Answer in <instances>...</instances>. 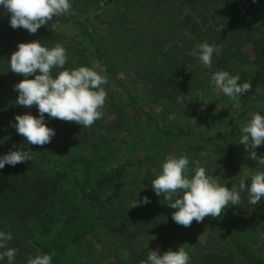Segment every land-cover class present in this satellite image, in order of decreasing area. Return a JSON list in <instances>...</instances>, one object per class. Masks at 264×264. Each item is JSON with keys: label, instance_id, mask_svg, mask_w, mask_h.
Returning a JSON list of instances; mask_svg holds the SVG:
<instances>
[{"label": "trees", "instance_id": "trees-1", "mask_svg": "<svg viewBox=\"0 0 264 264\" xmlns=\"http://www.w3.org/2000/svg\"><path fill=\"white\" fill-rule=\"evenodd\" d=\"M9 18L0 7V155L14 145L32 151L31 160L0 170V230L13 235L9 247L18 250L15 264H28L46 253L53 254L52 264H59L64 252L92 229L93 220L120 199L127 182L134 180L130 175L137 185L151 183L153 171L171 153L169 139L199 138L178 150V155L187 157L216 142L239 140V119L226 121L229 127L215 129L213 135L190 132L191 127L186 134L183 129L173 134L161 128L146 104H184L185 88L211 82L214 72L224 70L252 84L249 92L234 100L239 113L264 114V0H72V14L54 17L35 34L11 28ZM33 40L49 48L63 46L66 69L87 66L107 79L102 118L82 128L45 114L56 134L42 147L28 145L9 123L16 115L38 114L36 106L16 105L18 93L13 86L23 77L10 71L8 62L19 43ZM205 41L217 49L208 70L190 55ZM193 66L198 69L194 74L206 71V75L195 77L190 72ZM61 70L55 69L53 75ZM130 80L144 84L151 101H146L148 94L139 95ZM129 118L154 139L153 156L159 163L148 156L133 164L134 173H130L131 165L117 159L116 165L103 169V161L114 153L110 141L102 139L95 150L90 149L102 135L97 125L107 124L108 119L114 125L107 127L109 131ZM93 166L101 171L92 173ZM86 207L95 217L77 232ZM255 207L253 214L246 212L249 216L242 219L209 216L187 228L171 219L159 247L161 254L178 235L182 236L179 241L185 235L189 237L186 247L192 249L190 264H264V218L254 216L264 206ZM202 224L206 230L201 231ZM147 254L141 250L133 258L145 261ZM0 264H7L6 258Z\"/></svg>", "mask_w": 264, "mask_h": 264}, {"label": "clouds", "instance_id": "clouds-1", "mask_svg": "<svg viewBox=\"0 0 264 264\" xmlns=\"http://www.w3.org/2000/svg\"><path fill=\"white\" fill-rule=\"evenodd\" d=\"M255 3L256 0H253ZM7 14L9 25L13 29L23 28L29 34L37 33L42 26L49 24L54 17L60 18L72 14V0H0ZM217 49L208 42L199 43L190 55L199 60L206 68L213 63ZM10 71L21 75L23 79L13 88L18 93L16 105L31 109L37 108V115L30 112L16 115L10 125L21 135L28 145L44 146L51 142L56 132L48 126L47 118L75 122L82 128L91 127L103 116L107 92L105 76L94 68L80 66L66 69L67 53L60 44L54 47L44 46L41 41L21 42L8 59ZM55 69H62L53 75ZM33 77V78H29ZM211 84L226 97L236 100L252 88L250 81L241 82L239 76L220 70L211 75ZM239 145H243L248 157L257 161L264 169V155H257L256 149L264 145V114H250L239 128ZM31 150L13 146L6 154L0 155V170L5 165L15 167L32 159ZM151 187L158 197L163 196L165 203L175 209L172 221L185 228L193 221L203 222L205 217L219 218L230 208L241 209L242 193L247 194V203L255 207L264 197V170L247 171L238 184L226 187L208 170L195 162L190 168L186 155L169 153L153 171ZM151 203L148 196L137 200L131 206ZM130 208V209H131ZM11 232L0 230V262L15 264L17 249L9 247ZM189 252L182 246L175 251L169 249L161 254L159 248L148 250L147 258L141 264H190ZM53 254H40L28 264H52Z\"/></svg>", "mask_w": 264, "mask_h": 264}, {"label": "rangeland", "instance_id": "rangeland-1", "mask_svg": "<svg viewBox=\"0 0 264 264\" xmlns=\"http://www.w3.org/2000/svg\"><path fill=\"white\" fill-rule=\"evenodd\" d=\"M197 70L196 66H193L190 72L194 74ZM205 70H208V68H205ZM201 74L206 75V71L194 74V76L196 77ZM130 84L136 86L135 89L139 95L145 94V97L148 94L146 93L147 87L139 81L134 82L130 80ZM147 96L146 101H151L149 94ZM183 97L184 104L181 102L180 105L166 101L146 104L155 120L165 132L176 134L183 129L186 134L189 132L187 128L191 127L190 132L201 133L200 131H202L204 134L210 133L209 135H213L215 129L229 127L225 124L226 121L230 122V120H233L232 122H235L239 119L237 122L241 126L250 116L249 112L245 114L239 113L238 104L215 89L211 82H205L199 86L197 84L188 90L185 88ZM116 111L124 114L126 118L123 109ZM197 112L201 113L200 116L199 114L196 115ZM198 116L202 123V130L199 127ZM113 118L108 119L111 121ZM108 119V125L106 122L97 125L101 128V131H99L102 135L100 138L95 137L96 140H93V146L90 148L95 150L100 145L101 140L99 139L110 141V144L113 146L114 156L103 161V169L108 170L110 167H113L117 164L116 160L118 159L131 165L129 167V170L131 169L130 173H134V166L132 165L136 164L139 160H144L148 156H152L154 161L157 160L155 154L153 156V153H155L153 148L156 142L154 143V139L146 135L143 129H139L134 119L121 120L119 127H114L107 131V127L114 126ZM140 128H143L142 125H140ZM198 140L199 138L197 137L189 138V140L188 137H183L182 139L174 137V139H169L168 141L170 142L169 149L171 153L178 155V150L182 149V144L188 142L194 144ZM237 143V140L228 143L216 142L199 154L188 155L190 168L195 166V162H199L201 166H204L208 170L209 174L216 176L221 184L229 188L238 184L240 177L247 171L264 170L260 166H257V161L248 157L244 146ZM256 151L257 155H264V145L257 148ZM95 155L93 154L92 156ZM98 171L101 170H98L96 166L92 167V173H97ZM131 178L134 180L127 182L128 184L120 199L110 206L100 217L94 219L95 214L86 207L82 221L76 227V230L80 232L85 226H89V222L93 219L95 221L94 226L78 243L72 245L64 252L59 264H141L142 258H133L138 256L139 251H151L160 247L163 237L169 231L171 215L174 209H171L165 203L163 196L158 197L154 194L151 183L137 185L135 177L130 175ZM144 196H148L151 199L150 204L131 208L134 202L142 199ZM241 197V209L236 207L230 208L222 214V218H227V220L242 219L249 216L246 215V212H249L250 215L253 214L256 207L248 205L247 194L242 193ZM258 205L264 206V197H262ZM254 216L264 218V211H258ZM200 229L201 231L202 229L206 230V226L202 224ZM186 231L192 233L190 230ZM181 237V235H178L179 239L175 240L168 250L175 251L179 246L183 245L191 253L192 249L186 247L189 237L184 235V238L179 241Z\"/></svg>", "mask_w": 264, "mask_h": 264}]
</instances>
